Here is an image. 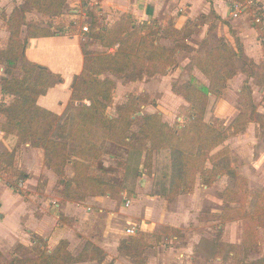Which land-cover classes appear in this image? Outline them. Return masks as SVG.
<instances>
[{
	"label": "rangeland",
	"instance_id": "obj_1",
	"mask_svg": "<svg viewBox=\"0 0 264 264\" xmlns=\"http://www.w3.org/2000/svg\"><path fill=\"white\" fill-rule=\"evenodd\" d=\"M243 1L235 0L234 2ZM91 2L94 1L81 0L79 7H65L62 17L63 24H72L75 27H72V31L75 30V35L78 38L81 37L79 41L82 45L91 43L88 48L91 47L97 52L106 51V48L101 47L98 42L82 38L80 31L83 30V27H88L90 21L88 10H93L100 22L105 25L114 23L117 18H108L101 12L97 13L95 3L91 9ZM232 4L226 15L227 21L232 27L234 22L242 16H246L252 24H256L254 12L250 8L244 10L237 17H233L230 13ZM212 8L207 9V12L205 9L204 11L196 9L193 21L187 24L183 31L176 34L168 33L163 28L171 26L169 24L183 23V26L186 20L177 21L175 18L179 15H186V6H172L168 16L161 18V22L157 21L160 31L156 41L158 40L160 45L174 50L173 62L164 71L149 75V71L146 70L142 79L132 82H124L123 78L112 76L109 73L99 77L101 79L108 76L115 82L111 100L105 110V115L110 118L116 117L119 108L125 105L132 96L140 94L147 96V101L138 110L131 113L133 124L126 133L131 144L123 145L108 140L101 141L97 145L101 154L88 161L87 175L123 188L117 196L111 197L109 192L99 195L80 192L73 184L68 192L78 193V196L77 198L69 196L59 177L44 165L45 155L42 148L31 147L29 143L17 144L14 135L3 131H1L3 135L0 133V154L11 153L13 155L12 165L21 172L26 174L28 172L29 177L22 181L16 180L12 170L6 167L7 155L3 159L0 158L2 162L0 164V196L1 192L12 191L19 194L23 202H28L34 212H46L48 215L53 213V200H55L60 205L59 223L66 222L69 225L76 221L73 222V217L61 214V209L65 206L72 205L80 211L86 208L89 211L91 208L89 213L92 216H95L93 212L97 213L101 209L102 211L98 212L100 215L96 222L91 224L90 230H87V226L82 227V231H87V236L94 237L100 242L101 248L93 243L90 244V241H86L87 244L84 248L88 254H94L93 258L97 264L103 261L105 251L106 253L124 255L135 263L134 256L137 255L138 250H141L143 258L154 256L160 252L164 258H169L176 264H189L190 256H194L196 264H203L205 261L202 259L208 255L210 244H213V252L216 253L217 244L220 241L227 243L235 239H241L242 243L241 248L237 250L239 258L247 260L248 257L259 254L261 245H257V242L264 241L262 229L258 234V229L263 224L262 215L264 212V124H260L257 119L252 118L243 130L229 136L212 151L206 152L208 157L211 153L226 147L228 150L225 155L226 159L231 161L230 165L224 164L227 167L225 173L217 174L209 186L203 183L200 174L197 173L190 193H181L172 197L168 195L171 171L170 147L153 145L150 139L139 133L142 117L149 113L159 114L161 120L173 128L183 126L190 114L189 103L185 97L171 92L170 88L173 84L192 83L198 87L207 86L208 81L198 71L199 69L195 68V62L192 61L193 57L195 58L198 54L194 53L200 49L201 45L203 53L220 43L229 45L227 36L228 39L230 38L225 24L218 20L216 11ZM74 9L80 11L74 13L72 11ZM7 17L8 14L4 13L0 19L3 21L1 25L6 28L9 34ZM134 21L138 23L136 18ZM29 22L37 25L52 24L53 27L56 26L55 22L34 10L27 14V23ZM206 30V38L204 37L201 41L200 38L206 34ZM24 31L25 27L20 28L23 36L25 35ZM87 32L88 30H83V33ZM234 32L237 33L235 29ZM22 35L20 34V36ZM258 36L261 35L258 34ZM22 37H20L21 40H23ZM7 40L8 38H0V50L6 48ZM53 41V39H31L27 46L26 56L33 57L53 72L62 73L65 86L81 69L82 60L76 49H63L61 45L58 49H49L47 44H52ZM21 63L22 59H19L13 65L15 76L22 75ZM6 66L0 61V79L5 76ZM251 73L250 66L239 64L235 69V76L226 79L225 87L221 93L217 96L210 94L212 98H209L208 95L203 121L217 122L222 127L227 126L239 113L241 105L247 99L253 103L255 112L264 116V82L258 80L256 75L251 76ZM243 84H246L249 89L248 95L243 92V89L240 91ZM53 88L54 86L39 97L38 102L55 112L62 107L60 113L57 114L56 124L60 125L66 119L70 123L73 111L69 109L68 101L62 103L56 99L52 107L45 104L46 102L51 103L55 97L61 98L66 93L65 89L60 88L52 91ZM50 96L51 99L48 100ZM11 99V95H0V103H8ZM82 102L88 104V101H78L77 103ZM56 104H60V106L53 108ZM0 120H4L2 115H0ZM51 136H55V132ZM141 140L144 143L140 145L139 141ZM206 167H210L208 158L204 164V168ZM45 170L53 174V180L49 184ZM64 172L66 177L73 176L72 163L65 165ZM19 216L20 214L17 213L6 224L0 223L1 247H5L9 243L7 242L10 240V238L7 239V231L9 228L18 227ZM175 225L178 227L175 228ZM130 227H134V234H126V229ZM82 231L76 228L74 234L82 239L81 245L84 246V238L81 237ZM174 237L176 238L174 239ZM131 244L137 246L133 247L132 254L127 253L124 247L131 246ZM40 246V250L44 251V248ZM80 247L76 246L74 251H71V245H69L66 250L70 249V253L74 254ZM257 247L259 248L257 249ZM16 252V254L9 252L7 255H2L0 264H10L14 256L29 258L27 256L36 254L35 251L32 253L28 248ZM211 260L212 258L207 261ZM259 260L261 259H257L256 262ZM222 262L235 263L227 258H223Z\"/></svg>",
	"mask_w": 264,
	"mask_h": 264
},
{
	"label": "trees",
	"instance_id": "obj_2",
	"mask_svg": "<svg viewBox=\"0 0 264 264\" xmlns=\"http://www.w3.org/2000/svg\"><path fill=\"white\" fill-rule=\"evenodd\" d=\"M65 1L25 0L21 8H14L8 16L7 46L0 50V61L7 65L4 69L5 76L0 79V91L4 95H11L12 99L8 103H0V115L4 118L3 121L0 120V131L14 135L17 144L29 143L31 147L42 148L45 155L44 165L59 177L67 192L73 184L80 192L92 195L109 192L111 197H115L123 188L87 175L88 161L101 154L97 148L101 141L131 144L130 138L126 135L133 124L131 113L147 101V96L144 94L132 96L119 108L118 115L110 118L105 115V110L111 100L115 82L108 76L101 79L99 77L109 73L123 78L124 82L140 80L146 74V70L149 71V75L164 71L173 62L174 50L155 43L160 27L154 21L132 24L127 17L113 26L98 30L96 21H91L86 35L98 40L106 51L90 50L88 48L90 43L82 45L83 69L73 80L68 104L69 109L73 111L71 122L66 119L57 125V114L40 106L37 99L49 88L61 83L63 78L60 74H55L24 58L26 40L20 39V28L25 22L23 12L28 8L32 7L51 17H60ZM61 23L66 25L64 22ZM258 26L260 40L264 45V27L262 24ZM163 29L173 34L180 32L171 26ZM54 34L51 26L28 25L29 37ZM236 45L237 48L234 50L230 45L220 43L205 53L201 48L197 56L193 57L195 67L208 80L206 87H198L192 83L172 85V91L185 97L189 103L190 114L183 126L173 128L163 122L157 113H149L142 117L139 133L150 139L153 145L170 147L169 197L190 193L197 173L200 174L203 183L209 186L217 174L225 173L226 166L230 165L231 161L226 159L225 155L228 152L226 147L211 153L208 157L206 152L212 151L229 136L243 130L252 118L264 124V116L255 112L253 103L248 99L227 126L222 127L217 122L203 121L208 95H219L225 87L226 79L234 75L239 64L250 66L251 76L256 75L258 80L264 82V60L255 66L244 54L238 42ZM110 48H114V51L109 52ZM19 59H22L20 67L22 75L15 76L13 65ZM243 92L248 95V87L244 86ZM78 101H88V104L83 102L78 104ZM53 132L55 136H51ZM139 143L141 145L144 142L141 140ZM5 155L6 167L12 170L16 180L27 179L28 174L12 165L13 155L5 152L0 154V158L3 159ZM206 158L210 167L204 168ZM68 163L73 165L72 177L65 176L64 167ZM71 193L68 192L69 196L77 198L78 193H75L77 195ZM32 240L33 243L36 241L32 248L37 258H16L11 264H68L73 260L84 259L83 255L73 259L66 250V241H60L50 253H46L39 248L42 242L39 237ZM241 245L242 243L238 245L220 241L216 253L236 262L237 250ZM134 246L137 247L136 244L124 247L127 253L132 254ZM138 251L136 253L138 256H134L135 262L143 263L141 250ZM261 263H264V260H261Z\"/></svg>",
	"mask_w": 264,
	"mask_h": 264
},
{
	"label": "crops",
	"instance_id": "obj_3",
	"mask_svg": "<svg viewBox=\"0 0 264 264\" xmlns=\"http://www.w3.org/2000/svg\"><path fill=\"white\" fill-rule=\"evenodd\" d=\"M25 0H0V17H3L4 13L8 14V16L11 14L12 10L14 8H21L23 2ZM94 2H91V9L93 8V5L95 3V10L98 12H101L103 14H105L108 18H117V20L109 25H105L102 24L100 22V19L98 18V16H96L93 12V10H88V15L90 16V21L88 22V26L90 25L91 21H96L97 23V27L96 29L98 30L99 28H105V27H110L115 25L116 23H118L119 21L129 17V20L131 21L132 24L135 23L134 19L136 18L138 20V23H142V22H161L160 19L163 17H167L168 14L170 13V9L172 6H186L187 7V11H186V15H179L178 17H176L175 19L177 21H180V19H183L185 21L184 25L182 26V24H169L171 25V27L183 31L186 27L187 24H189L191 21H193V18L195 17V11L196 9H202L204 11V9L207 12V9H209L210 7H213L212 9H214L216 11V16L218 17V20L221 22H223L228 35H229V39L227 36V43H229V45L235 50L237 47L236 42L239 43L240 47L242 48L244 54L250 59L252 60V62L255 65L260 64V62H262L264 60V55H262V52H264V46L261 43V40H259L258 34L261 35L260 33V28L258 26V24H252L249 19L246 16H242L240 17V19H237L234 22V26L232 27L230 22L227 21L226 15L227 12L229 11V7L230 5L235 1V0H91ZM231 1V2H230ZM254 3L252 5V7H250V10H252L254 13V18L257 15H264V0H253ZM81 0H66L64 7L62 9V14L60 17H51L49 15H45L39 11H37L34 8H28L27 10H25L23 12L25 21L24 24L21 26V28L25 27V35L23 36L22 33L20 32V34L23 36L22 39H25V47H24V58L26 60H28L31 63L37 64L39 66L45 67L46 66L43 65V63L37 61L36 59H33V57H30L29 55L26 56V50H27V46L30 43L31 39H53V43L52 44H47L49 46V49H58L59 47L63 48V49H76L79 52V57L82 60V66L81 69L79 70V72H77V74H75L73 76V78L66 83V85L64 86V77L62 75V73H57V72H53L50 70L51 72L55 73V74H60L63 78V81L61 83H58L56 85H54L53 90H59L60 88L65 89L66 93L61 97V98H57L55 97L54 100L49 103L46 102L45 104L48 106H51L54 104V101L56 99H59L60 102L62 101V103L64 101H68L71 98V91H72V86L71 84H73V80L75 78V76L79 75L80 72L83 69V52H82V44L80 43L79 39L77 37V35H75L74 31H72V24H66V25H62L61 22L64 21L63 17V13H64V8L65 7H79ZM230 2V5H229ZM90 8V7H89ZM36 11L37 13L41 14L42 16H46L48 17L50 20H52L53 22H55L56 26H52V24L47 25V26H51L52 30L55 31L54 35H50V36H40V37H29L28 36V25L30 24H34V23H27V14H29V11ZM74 13H78L80 10L79 9H74L72 10ZM202 11V12H203ZM204 13V12H203ZM74 17L76 15H73ZM204 17V16H203ZM8 18V17H7ZM195 20V19H194ZM183 21V22H184ZM1 23H3V21L0 19V38H4L7 39L8 38V32L6 30L5 27H3L1 25ZM137 23V22H136ZM26 25V26H25ZM37 25V24H35ZM41 27H44L46 25H38ZM71 26V27H70ZM4 28V29H3ZM75 28V27H74ZM234 29L236 30V34L234 32ZM88 30V27H87ZM220 30V29H219ZM22 31V29H21ZM23 32V31H22ZM82 33V34H81ZM80 34L82 36V38H87L90 41H95L98 42V44L103 47L100 42L98 40L95 39H91L89 38L86 33H83V30L80 31ZM227 34V33H226ZM207 35V30H206V34L201 36L200 40L202 41L204 39V37L206 38ZM84 36V37H83ZM260 41V43H259ZM204 42V41H203ZM61 43V44H59ZM155 43H158V40L155 41ZM91 44V43H90ZM61 45V46H60ZM105 48V47H103ZM202 48V45L200 47V49ZM62 49V51H63ZM90 50H92L91 47H89ZM198 49L194 54H197L199 52ZM95 51V50H93ZM102 51V50H101ZM109 51H113V48H110ZM177 51L175 52L176 55ZM41 63V64H40ZM196 68V67H195ZM198 70V69H197ZM199 71V70H198ZM200 72V71H199ZM204 76V75H203ZM235 76V74L233 75V77ZM205 77V76H204ZM205 79L207 80V78L205 77ZM252 79V78H250ZM208 81V80H207ZM208 85V82H207ZM245 87H247L246 84H243V86H241L240 91ZM172 87V86H171ZM171 92L174 93L172 91V89L170 88ZM0 95H4L1 93L0 91ZM212 95V94H211ZM209 94V98H212ZM41 97V96H39ZM38 97V99H39ZM215 98V97H213ZM37 99V103L39 104ZM51 99V96L49 97L48 100ZM40 105V104H39ZM56 114L60 113V109L62 107L59 108V110H57V112L47 108L44 105H40ZM59 105L56 104L55 107L53 108H57ZM0 133L3 135V133L0 131ZM43 167V164H42ZM43 169V168H42ZM49 179V183H51V181L53 180V174L48 171L45 170L44 171ZM28 174V172H27ZM48 188V187H47ZM46 188V189H47ZM1 196H0V223L3 224L10 220L11 218H14L15 215L17 213L20 214L19 216V225L17 228H9V231H7V239L10 238V240H7V245L5 247H1L0 246V259L2 255H7L9 252H14V254H16V251H20L21 249L24 248H28L30 249V251H32V253L34 252L33 250V246L34 243H36V241L33 243L34 240H32V238L34 239L35 237H39L42 242H41V246L42 248H44V251L46 253H50L60 241H66L67 242V248H69V245H71V251H74L76 246L81 245V238L75 236V230L76 228H79L82 231V227L83 226H87V230H90L91 228V224L93 222H96V219L98 218V216L100 214H98V212L102 211L101 209L98 210L97 213L93 214L95 216H92V214H90L87 208L84 210H78V208L72 206V205H67L65 206L63 209H61V214L63 216H68V217H73V222L74 224H67L66 222H60L59 223V215H58V211H59V203L55 200H53V208L54 210L52 211V214H47L46 212H34L32 206H30L28 204V202H23L22 197L19 194L13 193L12 191L9 193H3L1 192ZM12 193V194H10ZM10 194V195H9ZM24 206V207H23ZM56 207V208H55ZM44 211V210H43ZM72 219V218H71ZM126 219V218H125ZM262 219H263V224L260 227V229H258V234H260V230H263V235H264V212L262 215ZM28 220V221H27ZM107 220V218H106ZM70 222V221H67ZM171 225V224H169ZM9 226V225H8ZM175 228L178 226H174ZM26 228V230H25ZM258 228V227H256ZM255 228V229H256ZM87 232V231H86ZM85 231H82L81 237L84 238L83 243L84 246L81 245L80 249L74 254L70 253V249L68 250L70 256L75 259V257L79 256V255H83L84 259H79L76 261H70L68 264H97L96 260L93 258L94 254H88L86 251H84L85 245L87 244L86 241H90V244H94L97 247H100L101 245L99 244V240L95 239L94 237H89L87 236ZM86 234V235H85ZM176 237H174L175 239ZM87 239V240H86ZM241 240V239H240ZM240 240H230L227 243H234V244H241ZM224 242V241H223ZM93 245V246H94ZM257 245H261L260 248L257 247V249L259 248V254L254 255V256H250L248 257V259H243V258H239L237 259V261L233 264H264L261 263V260H264V241L259 240L257 242ZM94 246V247H95ZM78 248V247H77ZM101 248V247H100ZM209 248L210 251H209ZM207 251V256L204 257L205 262L203 264H227L225 262H222V255H219L217 253L213 252V244H210ZM203 251V250H202ZM29 258H37V254L33 253V256H27ZM16 258H21V257H16L14 256V259ZM189 264H196V262L194 261V256H190L189 257ZM212 258L211 261H207L208 259ZM257 259H261L259 261L256 262ZM12 260L10 261V264L12 262ZM255 261V262H254ZM254 262V263H253ZM136 263V262H135ZM134 261L132 262L131 259H129L128 257L124 256V255H119V254H111L106 253L105 251V256L103 261L100 264H135ZM136 264H176L174 262H172L169 258H164V256L161 255L160 252H157L156 255L154 256H146V258H144L143 263H136Z\"/></svg>",
	"mask_w": 264,
	"mask_h": 264
},
{
	"label": "built area",
	"instance_id": "obj_4",
	"mask_svg": "<svg viewBox=\"0 0 264 264\" xmlns=\"http://www.w3.org/2000/svg\"><path fill=\"white\" fill-rule=\"evenodd\" d=\"M254 1L253 0H244L243 2H234L232 4V7L230 9V13L233 17H237L239 14H241L244 10L252 7ZM254 21L256 24H262L264 27V15H257L254 18ZM84 31H87V27L82 28ZM127 205L129 202L127 201ZM135 229L134 227H130L126 229V234H134Z\"/></svg>",
	"mask_w": 264,
	"mask_h": 264
}]
</instances>
